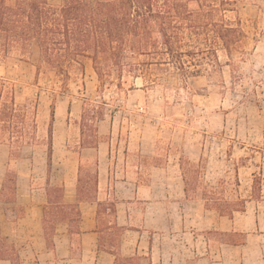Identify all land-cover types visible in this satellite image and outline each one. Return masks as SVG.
<instances>
[{"label":"rangeland","instance_id":"rangeland-1","mask_svg":"<svg viewBox=\"0 0 264 264\" xmlns=\"http://www.w3.org/2000/svg\"><path fill=\"white\" fill-rule=\"evenodd\" d=\"M230 15L241 19L246 35L238 48L239 53L233 55V72L227 65L228 57L219 52L220 65L210 66L200 75L184 78L170 66L153 73L151 84L129 77L123 89L118 90L114 85L99 88L91 62L85 60L83 73L73 74L69 89L63 93L53 90L51 75L35 80L39 57L36 46L26 54L19 50L11 53L0 64V79L14 85L15 102L26 113V143L17 148L10 146L8 140H2L7 138L6 134L0 137V188L5 179H12L18 173L30 174L38 185L44 183L50 168L46 161L50 105L56 92L51 134L55 164L49 187L55 197L63 195L60 181L65 175L62 171L68 181H75L73 174L78 169L79 158L77 190L85 186L89 198L94 197L96 191V150H81L82 142L88 143L94 138L88 132V123L83 127V97L92 102H104L99 103L103 107L104 120L98 123L97 134L105 142L101 146L106 147L108 143L111 149L110 170L117 171L120 179L125 172L130 174L138 169V182L145 188L157 178V187L152 188H156L157 196L160 192L163 194L166 202L163 210L174 213L176 226L180 225L183 210L172 202L179 200L177 177L182 172L196 187L193 205H185L184 209L195 214L204 204L202 196L206 187L216 188L218 196L224 199L251 196L256 200L264 196V0L241 2ZM236 76H239L237 80ZM82 127L86 131L83 136ZM18 151V159L10 156V152L16 154ZM57 162L65 167H59ZM193 168L199 170L198 174L193 173ZM255 174L261 177L260 188L253 186ZM123 195H127L126 190ZM6 200L4 196L0 202L2 234L20 249L25 264H33L26 243L28 230L34 231V225L28 227L27 220L19 222L24 214L23 206ZM51 202L55 201L51 199ZM248 206L251 209L253 203ZM260 206L261 215H264V202ZM52 207L49 203L43 218ZM216 214L211 210V216ZM235 214L240 217V213ZM166 221L164 216L161 224L165 233L162 240L164 258L173 253L177 261L178 245L169 240ZM243 222L248 227L245 219ZM55 223L47 228L48 239ZM209 237L213 249L218 248L220 240L239 242L244 239L239 233L211 232ZM259 240L264 246V235ZM244 256L243 264H264L255 244L247 246ZM132 263L147 264V260L139 258ZM0 264L8 262L0 261Z\"/></svg>","mask_w":264,"mask_h":264},{"label":"trees","instance_id":"trees-1","mask_svg":"<svg viewBox=\"0 0 264 264\" xmlns=\"http://www.w3.org/2000/svg\"><path fill=\"white\" fill-rule=\"evenodd\" d=\"M244 1L248 0H0V64L15 50L26 54L36 46L39 57L35 80L51 75L53 90L63 93L69 89L73 74L83 73L85 60L91 62L99 88L114 85L118 90L123 89L129 77L151 84L153 73L170 66L184 78L200 75L210 66L220 65L219 52L228 57L227 65L233 72V55L239 53L246 35L241 19L230 14ZM56 92L50 105L48 166ZM83 103V127L88 123V132L94 138L81 145L97 148L101 140L97 125L104 120L101 105L104 102H92L83 97ZM26 124V113L15 102L14 85L1 78L0 137L6 134L7 138L2 140L18 148L26 143ZM83 127L82 136L86 132ZM18 153L10 152V156L18 159ZM198 172L193 168L194 174ZM181 176L186 198L195 199L196 187L183 172ZM235 177L239 185L237 175ZM253 186H261V177L256 174ZM84 190L82 185L78 191L80 199L86 197ZM218 195L216 188H204L202 200L206 209L228 217L245 210L247 199L240 196L224 199ZM4 196L8 203H16V177L1 183L0 202ZM59 199L61 197H55ZM67 208L69 211L56 203L50 215L48 213L49 218H43L46 242H49L47 228H51L53 221L79 220L77 206L71 204ZM0 261L25 264L16 244L2 234L1 224Z\"/></svg>","mask_w":264,"mask_h":264},{"label":"crops","instance_id":"crops-1","mask_svg":"<svg viewBox=\"0 0 264 264\" xmlns=\"http://www.w3.org/2000/svg\"><path fill=\"white\" fill-rule=\"evenodd\" d=\"M104 143L100 140L98 147L94 148L97 181L92 198L88 197L86 187V197L80 199L78 195L80 158L77 159L78 169L73 174L75 181H68L65 171H62L65 176L60 181L63 195L59 200H55L54 193L51 194L49 190L55 164L54 151L51 153L49 172L44 177L43 184L34 183L30 174L18 173L16 176V203L24 209L23 216L18 220H27L28 227L34 225V231L28 230L26 243L32 253L33 264H134L133 261H125L132 258L146 259L147 264H243L244 250L250 243L256 245L260 261L264 262V246L259 243V238L264 235V215H261L262 211L259 209L264 202L263 195L256 200L249 196L245 210L235 212L240 213V217L235 213L231 217L222 216L217 211L215 216H211V210L206 209L204 204L195 214L184 209L185 205L188 207L194 202L186 198L183 179L179 175V200L172 204H177L183 213L180 214V225L176 226L174 213L163 210L166 205L163 194L160 192L157 196L156 188H152L157 187V178L146 188L138 182V169L130 174L125 172V176L118 179L117 171L110 170L111 149L108 143L106 147H102L101 144ZM87 149L81 147L82 151ZM57 164L65 167L59 162ZM120 187L124 189L121 190ZM125 190L126 196L123 195ZM51 199L55 202H51ZM49 203L53 207L56 203L63 205L68 211L67 205L75 204L80 212L78 221L55 220L57 223L50 235V247L42 226ZM250 203H253L251 209L248 206ZM164 216L169 240L178 245L177 250H174L179 257L177 261L173 253L167 259L164 258L162 240L165 233L161 227ZM244 219L248 227L244 226ZM72 223L76 225L71 226ZM171 223L174 225L171 226ZM211 232L223 235L239 233L243 234L244 239L239 242L220 240L218 248L213 249L209 237ZM19 252L21 254L20 249Z\"/></svg>","mask_w":264,"mask_h":264}]
</instances>
